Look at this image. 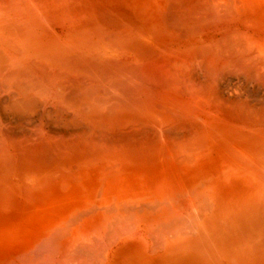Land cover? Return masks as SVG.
<instances>
[{"label": "bare ground", "instance_id": "obj_1", "mask_svg": "<svg viewBox=\"0 0 264 264\" xmlns=\"http://www.w3.org/2000/svg\"><path fill=\"white\" fill-rule=\"evenodd\" d=\"M235 71L253 73L264 82V0H0V208L31 206L32 215L41 220L49 216V224L96 222L94 227L105 226L104 234L112 222L128 230L144 204H152L146 211L155 208V195L145 183L161 175L157 168L198 166L212 160L224 145L237 144V137L249 141L252 135L264 134V118L255 123L253 117H241L246 113L214 98L219 78ZM5 113L36 116V136L12 135ZM51 123L69 133L54 132L48 127ZM144 125L154 130L150 142L115 137L116 130ZM259 142L264 147V141ZM24 181L32 189L18 185ZM36 182H45V187ZM37 186L42 187L40 195L35 193ZM189 195L193 213L202 200L206 207L195 213L211 207L207 194L199 193L202 200L198 195L184 197ZM158 205L153 212L161 210ZM168 214H163L165 219L162 215L167 223L166 217L170 222L172 217ZM161 219L155 227L164 224ZM196 222L200 224L198 218ZM171 224L175 235L173 229L180 226ZM150 228L160 234L161 227ZM177 229L175 236L182 232ZM108 231L107 240L112 236ZM88 237L82 241L81 236L80 243L100 240ZM117 239L112 236L114 242ZM52 259L50 264H55L57 259Z\"/></svg>", "mask_w": 264, "mask_h": 264}, {"label": "rangeland", "instance_id": "obj_2", "mask_svg": "<svg viewBox=\"0 0 264 264\" xmlns=\"http://www.w3.org/2000/svg\"><path fill=\"white\" fill-rule=\"evenodd\" d=\"M171 15L173 14L172 13L169 14V21ZM226 74L222 75L223 77L221 76L217 81V87L215 88L214 91L215 100L216 99L217 101L221 100L220 102L238 109L239 114H242L241 112L246 113V114H242L241 117H244L245 115H249L250 117H253V121H255V123L258 122L259 120L261 121L264 118L261 117V115H264V82L260 81L257 77H255L253 73L246 74L242 71H235V72H228ZM16 115L18 114H14L10 116L9 114L3 115V119H5L4 121L6 122L5 124L9 126L11 125L10 130L12 135L18 137H24V138L29 136L35 137L36 134L38 133V131L36 130V125L40 122L38 118L36 116L35 117L29 116V119L31 117V120H29L28 117L26 116L23 117ZM48 127H50L51 130H53L54 132H58V134L69 133L68 129H65L62 126H53L52 123ZM251 132H255V131H251ZM115 134H116L115 137L118 136L117 138L119 139L124 138L127 141L137 144L140 142H150V140L154 139L153 138L154 130L151 129L150 127H146L145 125L137 128L119 129L115 131ZM243 139L245 140V138H241L240 140L237 137L236 140L239 143L236 142L237 144L224 145L222 148H220V150H218L217 152L215 151L213 153V155L214 154L215 155L212 160L200 164L198 166L195 165L189 167H170L171 169L167 166L166 169L165 167L161 166L163 167V170L164 169L168 170L169 174H167V176L165 175V173L163 174L165 170L161 171L162 170L160 169L161 167L157 168V170L161 173V175L155 180L146 182L145 186L151 188L152 194H154L156 198L155 205L158 204L161 205L160 207H158L159 205L157 206L158 207L157 210L159 208H161V210L153 212V209H156V206L153 203V207L155 208H150L148 212L146 211L148 209L147 207L148 206L151 207L152 204L151 206L150 204H146V206L144 204L145 207L142 206L141 208L142 211L138 212L140 215V217L139 216L138 217L139 219H142V222L144 221L143 222L144 225L141 223L140 220H139L140 222L137 221L138 220L137 217V220H134V222L132 223L133 225H131L128 230L126 229L127 231L122 226L119 227V229H117L116 228L117 226L115 227L116 224H114V226L111 225L113 224V222L109 224V228L106 227L107 228L106 232L108 231V229L110 230V228L113 230L115 229V233H112V231L111 232L108 231L109 232L108 235L112 233L111 235L113 237L116 235V238H118L119 236V239H117L116 242H114V240L116 239L112 240V236L111 237L109 236L110 240L109 239L107 240L108 236H105L107 235L106 232L104 234L105 226L103 230L102 227H99V225H97L98 227H94V224L96 222H94L91 225H89L88 223L83 226H79L76 223L74 225H71V223H69L70 225H68V223L62 225H57L52 223L49 224L48 221L50 220V217L48 216L45 217L43 220H41L39 216L34 214L32 215L30 210L31 206L29 207L9 206L8 208L7 207L0 208L2 209L0 211V264H40V263L50 264V261L53 257L55 258V260L54 258L52 260L56 261L57 259L55 264H67L69 262H70L69 264H264V147L263 144L259 142L260 140L264 141V134L263 135L257 134L254 136L252 135L250 140L252 142H254L253 140H256L255 143L250 142V140L243 141ZM232 146H234V148H232L234 149L233 151L227 150ZM236 152L239 154L238 158L235 156L237 155ZM240 155L243 157H240ZM219 157H223L222 159L223 161ZM226 161H229V163L232 161L234 164L232 162H231L232 164L231 163L230 164L233 166L228 164V162ZM219 162L220 164H218ZM236 163H238V165L241 164V166L240 165H239L240 167L237 166ZM231 167H234L237 170V172L233 171L234 169H232ZM27 183L28 182L25 181L24 183L18 182V185L21 188H24L22 187L23 185L25 187L27 185L26 188L32 189L31 187H29L30 182L28 184ZM32 183H34L35 185L34 186L31 184L32 187H36L35 182ZM36 183L39 184L40 182H36ZM44 183L45 182H41L40 186L43 185ZM45 184L42 187H45ZM251 186L252 188H250ZM38 187L39 186H37V188ZM42 187H39L38 189L36 188V190L33 188L36 191L34 192L35 193L38 192L37 195H40ZM246 188L249 190H245ZM253 188L256 190H254ZM209 189H211L210 192ZM250 190L253 191L248 192ZM192 191H194V193L197 194H193ZM187 193L193 195V197L191 195V199H193L194 197L196 198L197 195L199 196V193H202L203 196H205V194L208 195L206 196V199L208 197L209 199L208 201H210L209 202L210 204L209 203L208 204L211 205V207L207 206L208 211L203 210L204 213L206 212L207 214V215L205 214L206 216L203 215L204 213H199V212H196L197 214L195 213V211H199V209L201 212L202 209H204V206L206 207L205 201L204 204H202L203 200L201 198L203 197H201L200 195L199 197L198 196L197 197L202 201L200 203L198 202V204L199 205L202 204L203 206H201L200 208L198 205L199 209L197 210L195 209L194 211L195 217L193 218L192 216L194 214L193 209L191 210L190 207L191 205L192 208L194 206L193 203L188 202L189 200L188 198L190 197V195L186 197L187 199L184 197V195H188ZM172 197H173V201L174 199H178V198L181 199L180 200L178 199V202L177 200H175L174 201L176 202L175 204L172 201V199L171 201L169 200ZM164 198L166 199V203H168L167 205H169L168 208L172 205L173 202L174 207H172L173 206L172 205L171 206L172 209L175 208V210L179 211V213L181 212V214L177 212L179 217L177 216V214L174 215L176 212L172 213L173 212L172 209L170 210V208L169 209L166 208L167 207L166 203L165 204L163 203ZM197 199L194 200L196 203H197ZM158 200H160V202L162 201V203H160ZM168 201L170 202L171 205L169 204ZM252 201L255 203H253ZM257 201L260 202L258 203ZM187 202L189 203L188 205H186ZM211 203H213V205ZM250 203L252 206L250 205ZM261 203L262 205H260ZM238 204H240L239 207ZM257 205L260 206L261 208H256ZM180 206H182V208H180ZM246 206L247 207L249 206V208H246ZM185 207L187 208L189 207L190 209H187ZM243 207L246 209V211L242 209ZM3 208H5L4 211ZM166 209L168 210L167 212L165 211ZM250 209L251 212L249 211ZM169 210L173 215L170 213ZM231 210H233L232 213ZM187 211L189 213H187ZM240 211L242 213H240ZM183 212L186 214H184ZM162 213L166 215L168 213H169L168 215L171 214L170 216L172 217L171 218L169 217L171 219V222L167 216L166 219L169 222L167 223V221H165L166 222L165 224L164 222L165 216ZM161 214L164 216V219ZM242 214L244 215L242 216ZM253 214L254 215L257 214L255 218ZM149 215H151L152 218H150L151 216ZM158 215H160L162 219L157 218L160 217ZM202 215L207 219L204 218L205 220H202L201 219ZM188 216L190 217V219H192L191 221L188 220L189 219ZM219 216L221 217L220 219H218ZM209 217L211 218V221L208 219ZM238 217H240V219ZM197 218H198V222L200 220V224L203 223L202 225L196 222ZM249 218L252 220H250ZM156 219L163 220L161 222H164V224L162 223L161 226L155 227L154 225L156 226L160 225L159 221L157 225ZM248 219L251 221L249 222L250 224L252 223L251 225L246 222L249 221ZM51 220L53 221L52 216H51ZM206 220L209 221L207 222ZM136 221L139 222L140 224L139 223L137 224ZM153 221H155L156 223L155 222L153 223ZM231 221L232 222L234 221L233 222L234 224L236 221H238L236 222L237 225L232 224L233 225L232 226L230 223ZM244 221L246 222V224ZM173 222H175V227L180 226L181 229H184L181 230L180 228H178L180 229V232L182 231L181 234L179 233L178 236H175L176 234H178L177 232L179 231L177 228H175L178 230L177 232L175 231V229H173L175 235L173 234V231H171L172 229L171 227L172 226L174 227V225L171 224ZM177 223L182 225H177ZM193 223H196L195 226H193L194 225ZM128 224H130V222H128ZM146 224L147 226H145ZM184 224H186V226L188 224L187 228L185 227ZM197 224L200 227L202 226L201 231L198 230L200 229V227L198 228ZM247 224H249L250 226ZM65 225L69 226L68 229L65 227ZM141 225L147 230H144L143 227L142 229ZM183 225L185 228H182ZM191 225L194 229L196 227L197 231H194L193 228L191 229ZM62 226L65 227V229L67 230L65 229L63 230ZM152 226L153 228L161 227L160 234H158L159 229L157 230L155 229V231L152 232L153 230H151L152 228H150ZM203 226H206V228ZM54 228H57V230L58 228H62V229L58 231L56 230L57 231L56 232ZM93 229H95L94 230L95 233H93ZM132 229L133 230L136 229V230L133 231ZM185 229H188V231L187 230L185 231ZM98 230L101 231L98 232V235H96V237L98 238H96L95 234H97L96 232ZM148 230L149 232L152 233H148L147 235V233L145 232H148ZM166 230H169L168 231L169 234L167 233ZM66 231H68L70 234ZM54 232L56 233L62 232L63 237L62 236L59 237V235L61 234L55 235ZM130 232L132 233L130 234ZM170 232L172 234H170ZM91 233L94 235V238L93 236L92 237L90 236L92 235ZM99 233L101 235L104 234L103 236L106 237V240L109 243L105 242L106 241L105 237L104 238L101 237L102 238L101 239L100 238L101 235H99ZM126 233L129 235H126ZM153 233L155 235H153ZM186 233H188V235ZM64 234L67 237L64 236ZM122 234H124V237ZM163 234L168 236V238L167 236L164 237L165 243L163 242L164 239H162V237L164 236ZM50 235L52 237L55 236L53 238V241L51 238H50L51 240L48 239ZM81 236H83L82 241L83 239H85V236L86 237L89 236L88 239H94L93 242H95V240L98 239L100 240L96 241V243H89L90 240L89 241L87 240L86 243H82V242L80 243ZM155 236L159 238L157 239ZM170 236L172 240L170 239ZM57 239H60L61 241ZM76 239H79V243H77L78 241H76ZM160 239L162 240L161 242L163 243L159 242ZM54 240L57 243L58 242L59 243L57 244ZM100 241L101 243H97ZM49 242H51V245ZM41 244L43 245V250H41L42 249ZM70 244L72 245L73 248L70 246ZM51 248L53 250H51ZM44 249H48L49 253L47 252V250ZM41 256L42 257L45 256L44 257L45 259L43 261L41 260L42 258ZM47 256L49 258H47ZM63 257H65V261H63L64 259ZM39 260L42 262H39ZM51 264L54 263L51 262Z\"/></svg>", "mask_w": 264, "mask_h": 264}]
</instances>
